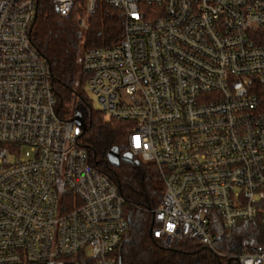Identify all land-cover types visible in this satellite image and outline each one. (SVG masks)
Listing matches in <instances>:
<instances>
[{"label": "built area", "instance_id": "obj_1", "mask_svg": "<svg viewBox=\"0 0 264 264\" xmlns=\"http://www.w3.org/2000/svg\"><path fill=\"white\" fill-rule=\"evenodd\" d=\"M107 2L123 15L120 39L80 63L98 110L131 123L133 159L161 172L152 236L217 252L241 222L264 226V111L251 91L253 80L264 89V0ZM51 3L67 17L76 0ZM35 12L36 0H0V264H120L125 199L56 112L29 37ZM230 257L264 264V241Z\"/></svg>", "mask_w": 264, "mask_h": 264}, {"label": "trees", "instance_id": "obj_2", "mask_svg": "<svg viewBox=\"0 0 264 264\" xmlns=\"http://www.w3.org/2000/svg\"><path fill=\"white\" fill-rule=\"evenodd\" d=\"M83 0H76L71 14L58 15L51 0H36V12L29 30L33 45L47 61L55 96L56 112L74 121L78 114L80 144L88 153L90 164L106 174L125 199L128 229L113 256L120 264H239L230 257L243 245L264 241V226L259 218L241 222L229 237L216 242V251L194 240H175L164 245L151 234L152 210L163 196V178L158 167L139 158L137 164L121 160L113 165L108 153L117 149L120 157L129 153L127 135L131 123L106 118L94 109L85 95L87 75L80 63L81 49L110 46L118 42L123 28L122 13L107 0H95L88 17V28H79L77 18L83 12ZM251 91L264 111V89L256 80ZM79 104H83L80 108Z\"/></svg>", "mask_w": 264, "mask_h": 264}, {"label": "water", "instance_id": "obj_3", "mask_svg": "<svg viewBox=\"0 0 264 264\" xmlns=\"http://www.w3.org/2000/svg\"><path fill=\"white\" fill-rule=\"evenodd\" d=\"M74 122L76 124H80L81 123L78 114L74 117ZM108 159L113 165H118L121 160L126 161V162H131L133 164H137L138 163L137 160L133 159V157H132V155L130 153H126V154H124V155H122L120 157L117 149H112V150L109 151Z\"/></svg>", "mask_w": 264, "mask_h": 264}, {"label": "rangeland", "instance_id": "obj_4", "mask_svg": "<svg viewBox=\"0 0 264 264\" xmlns=\"http://www.w3.org/2000/svg\"><path fill=\"white\" fill-rule=\"evenodd\" d=\"M81 15V14H80ZM84 48L81 49V54L83 52ZM84 91H85V95L86 97L88 98V100L91 102L92 106L94 109H98V105H97V102H96V99L94 98V96L92 95V93L89 91L86 83L84 85ZM80 105V108L83 107V104H79ZM25 153L23 152L22 155H24Z\"/></svg>", "mask_w": 264, "mask_h": 264}]
</instances>
